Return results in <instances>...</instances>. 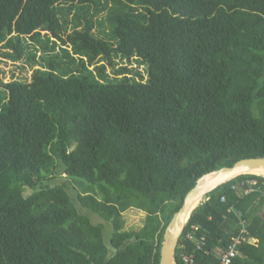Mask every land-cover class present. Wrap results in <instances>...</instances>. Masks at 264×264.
Wrapping results in <instances>:
<instances>
[{"label":"trees","instance_id":"obj_1","mask_svg":"<svg viewBox=\"0 0 264 264\" xmlns=\"http://www.w3.org/2000/svg\"><path fill=\"white\" fill-rule=\"evenodd\" d=\"M0 56L36 68L0 69V264H159L197 180L264 158V0H0ZM242 231L232 264H264V177L206 196L175 264Z\"/></svg>","mask_w":264,"mask_h":264},{"label":"water","instance_id":"obj_2","mask_svg":"<svg viewBox=\"0 0 264 264\" xmlns=\"http://www.w3.org/2000/svg\"><path fill=\"white\" fill-rule=\"evenodd\" d=\"M257 171H264V158L240 160L232 167H225L199 178L195 186L186 194L181 208L174 214L165 230L159 264L176 263L179 240L191 214L201 205L206 196L241 175L253 174L264 177L262 174H255Z\"/></svg>","mask_w":264,"mask_h":264},{"label":"rangeland","instance_id":"obj_3","mask_svg":"<svg viewBox=\"0 0 264 264\" xmlns=\"http://www.w3.org/2000/svg\"><path fill=\"white\" fill-rule=\"evenodd\" d=\"M102 1L104 2L105 0H102ZM97 12H98V14H97ZM97 12L94 10L91 11L90 18H92L94 22H98L99 20H102V18H104L106 16L105 15L106 13H102V8H100V7L98 8ZM95 33H99V29H96ZM100 34H102V33H100ZM0 60H3L1 56H0ZM118 62H119V64L121 63L120 61H117V63ZM23 64L24 63H13L10 61L3 60V63L0 65V69L4 72V81L9 82L12 79L11 76L13 74L15 75L14 78H21L23 80L30 81L33 70L36 68H31V67H29V65H23ZM127 66H129L130 69L134 70L135 72H136V70L141 72L147 78V70H148L147 66L139 65L137 62H134V61L132 63L127 64ZM23 67L25 68V70L22 69ZM112 70H113L112 68L108 67L106 73L113 76ZM144 218H145V214L143 212H138L135 210H129V211L123 213V215H122V219L124 222V228L126 230H129V231L136 230L143 225ZM94 222L100 223L102 221L99 219H95Z\"/></svg>","mask_w":264,"mask_h":264},{"label":"built area","instance_id":"obj_4","mask_svg":"<svg viewBox=\"0 0 264 264\" xmlns=\"http://www.w3.org/2000/svg\"><path fill=\"white\" fill-rule=\"evenodd\" d=\"M258 181L256 179L246 180L245 182H241L239 185H235L233 188L240 187V188H246V193H250L254 191V187L258 186ZM260 190V188H258ZM222 202H225V198H222ZM199 227L196 225H193L191 227V232L188 233L187 238L189 240H194V232L198 231ZM245 231H242L241 235L234 237L231 239L230 244L228 247L222 252L220 255V263L219 264H232L233 259L238 255L237 247H239L243 242L247 241V238L243 236L242 234ZM199 249H201L205 244V239L201 238L198 241ZM186 261H189V258H186Z\"/></svg>","mask_w":264,"mask_h":264},{"label":"bare ground","instance_id":"obj_5","mask_svg":"<svg viewBox=\"0 0 264 264\" xmlns=\"http://www.w3.org/2000/svg\"><path fill=\"white\" fill-rule=\"evenodd\" d=\"M255 174H262V175H264V171H257Z\"/></svg>","mask_w":264,"mask_h":264}]
</instances>
